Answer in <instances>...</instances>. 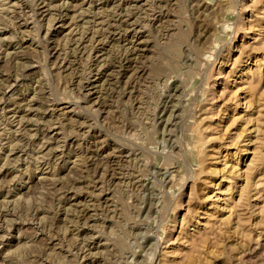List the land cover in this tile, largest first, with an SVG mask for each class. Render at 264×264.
Listing matches in <instances>:
<instances>
[{"label":"rangeland","instance_id":"1","mask_svg":"<svg viewBox=\"0 0 264 264\" xmlns=\"http://www.w3.org/2000/svg\"><path fill=\"white\" fill-rule=\"evenodd\" d=\"M0 264H264V0H0Z\"/></svg>","mask_w":264,"mask_h":264},{"label":"bare ground","instance_id":"2","mask_svg":"<svg viewBox=\"0 0 264 264\" xmlns=\"http://www.w3.org/2000/svg\"><path fill=\"white\" fill-rule=\"evenodd\" d=\"M212 6V5H211ZM132 21V20H131ZM220 21V20H219ZM33 31V30H32ZM194 42V41H193ZM195 44V43H194ZM7 53V52H6ZM26 65V64H25ZM16 69V68H15ZM148 73V72H147ZM17 78V77H16ZM101 84V83H100ZM147 111V110H146ZM166 123V122H165ZM78 129V128H77ZM19 130V129H18ZM85 161V160H84ZM139 170V169H138ZM169 179V178H168ZM143 185V184H142ZM125 188V187H124ZM121 191V190H120ZM18 200V199H17ZM73 211V210H72ZM16 250V249H15ZM90 253V252H89ZM97 256V255H96ZM63 257V256H62ZM106 258V257H105Z\"/></svg>","mask_w":264,"mask_h":264}]
</instances>
